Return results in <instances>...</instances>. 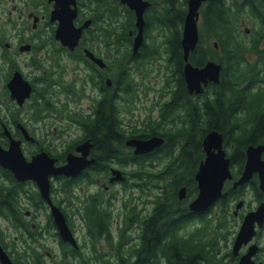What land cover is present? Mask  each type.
<instances>
[{
  "label": "flooded vegetation",
  "instance_id": "af4514ba",
  "mask_svg": "<svg viewBox=\"0 0 264 264\" xmlns=\"http://www.w3.org/2000/svg\"><path fill=\"white\" fill-rule=\"evenodd\" d=\"M143 1L148 2L143 10V38L137 50L133 51V41L138 30L135 23L136 10L125 0H0V8L7 11L6 15L16 10L18 12L17 17L8 15V20H0V49L7 54L2 64L8 70L3 83L7 87L8 79L13 71L18 69L32 86L30 96L21 105L10 96L9 91L8 96L19 108L18 112L26 103L35 108V122H40L38 127L44 134H40L41 136L46 137L50 133L49 129L53 135H65L62 136V146H47L37 132L27 126L25 121L22 123L21 118V121H17L15 126L11 125L9 129L15 137L22 139L21 146L26 142L32 145L29 155L24 154L25 157L29 159L31 155L45 150L56 158V165L63 164L68 152L80 154V151L75 150L77 143L89 139L91 146L87 158H94L75 175H49L50 202L41 195L35 180L15 179L8 169L19 185L16 202L19 219L16 221L12 217L0 215V243L15 264H182L178 249L164 248L167 239L177 241L173 243L176 246L182 241L191 246L199 244L201 253L206 255L212 254L213 248L216 247V255L222 258L223 264H240L242 258L250 260L252 264H264V221L261 225L255 221V231L251 238L243 241L236 250L233 248L236 234L246 214L254 210L260 202H264V189L259 187L257 171L248 181L233 186L232 182L240 174L243 162L239 172L224 181L223 191L227 194L230 186L234 192L229 196L227 205L231 210L222 220V231L216 244L213 242V226L218 212L214 207L220 197L203 210H192L189 207L190 201L198 192L194 177L198 165L192 175V185L191 182L190 185L178 184L171 197L167 196L171 191L170 180L155 176L148 178L147 169L160 171L166 165L150 163L149 154L155 150H168L165 146L166 136L162 133H147L149 125L158 122V128L164 130L174 127L178 121L174 122L169 112L164 118L160 116L161 107L173 87L172 82L167 85L163 83V75L162 83L157 88V97L149 100V90L155 88L147 81L145 68L146 64L154 59L148 61L149 55L142 50H145L147 44L156 46V40H160L154 33L156 28L148 31L147 22L151 6L160 4L161 0ZM209 1L201 2L198 20H203L202 8ZM225 2L230 7H239L235 33L240 41L249 47V50L244 51V56L250 60L257 58L258 52L264 51V0ZM65 4L75 9L74 25H82L81 35L73 46L62 43L55 36L59 23L55 10L65 7ZM185 4L187 7V0ZM11 37L13 42L7 40ZM199 41L200 35L196 44ZM207 42L209 43V40ZM207 42L204 39V44ZM25 45L27 47L22 48ZM211 45L220 52L216 39L211 41ZM159 46V49H162L161 45ZM87 50L103 60L104 65H99L89 57ZM20 52L30 54L31 72H23L13 60V56ZM157 56V59H163V55ZM118 59L127 64L131 86L126 92L117 82ZM208 59L213 58L206 60ZM10 60L15 66L10 67ZM162 65L163 62L157 65L158 72L162 73ZM211 83L214 82L209 81L200 92H187L194 96L201 95ZM121 85L124 86L125 83ZM103 95H108L109 100L115 104L119 124L125 132L122 150L132 157V160L122 165L116 159L103 165L97 163L91 138H81L84 135V127L77 119L96 117ZM122 113L128 116L126 120H123ZM19 122L26 127L33 139L23 137L22 130L17 125ZM72 125L76 126L78 132L71 136L69 133ZM152 135L162 136L164 141L148 152L134 153V147L125 143L129 137L147 138ZM203 136L200 141L202 158ZM71 137L80 139L72 148H68L67 142ZM223 147L225 149L224 137ZM58 153L63 154L60 157ZM261 157L264 159V150ZM113 169H119L123 178L111 179ZM182 186L185 187L184 195L179 196ZM247 189L252 196L250 200L244 197ZM165 199H170L165 206L171 215L170 219L175 220L173 226L177 223L181 225L175 227L174 238L165 236L156 244L153 243V237L149 236V218L156 202L162 204ZM238 201L242 203L237 211H234ZM51 203L63 214L74 242L61 236ZM96 212L103 213V228L93 219ZM90 214L92 220L89 219ZM164 221L165 215L158 218L157 224ZM9 229L16 231L12 238L9 236ZM200 264L212 262L202 257Z\"/></svg>",
  "mask_w": 264,
  "mask_h": 264
},
{
  "label": "trees",
  "instance_id": "16d2710c",
  "mask_svg": "<svg viewBox=\"0 0 264 264\" xmlns=\"http://www.w3.org/2000/svg\"><path fill=\"white\" fill-rule=\"evenodd\" d=\"M158 1V0H155ZM186 0H161L160 4L152 5L149 13L148 31L151 28L158 30L156 46L147 44L145 47L148 61L155 59L157 55H163V83H173L170 96L163 103L160 110L162 118L173 116V121H178L174 127L161 130L155 124H150L147 133H162L166 136L168 150H155L149 154V162L153 163L159 159L160 163H166L160 171L148 170V178H166L170 180L171 191L167 196L171 197L174 189L180 183L192 185V175L203 156L201 150V137L211 129L222 132L227 155L230 157L232 173L236 175L244 162V150L247 144L257 143L264 138V51L257 54V58L250 60L244 56V51L249 50L245 43L240 41L235 33L236 22L238 21V6L230 7L225 0H210L202 10L204 29L199 34L200 41L189 54V60L196 65H201L207 58H213L222 65L220 80L218 83H211L201 95L189 94L186 90L185 80L182 73L183 58L180 46L181 26L185 13ZM181 26L179 27V23ZM214 38L219 43L217 52L207 42ZM155 39V38H154ZM204 39L206 44H204ZM161 45L162 49H159ZM245 46V47H244ZM0 142L7 143V137L3 134V123L8 127L16 125L21 121L19 108L12 103L8 96V90L3 83L8 74L4 73L2 61L6 60L7 54L0 49ZM159 58L158 56L156 59ZM146 60V61H147ZM10 62V67L15 66ZM6 70V68H5ZM117 82L121 89L128 90L131 81L128 78L127 64L122 59L117 63ZM125 83L124 86L121 84ZM31 103V102H30ZM30 105V118L36 121V110ZM36 107H38L36 105ZM115 104L109 100L108 95H103L100 101L96 117H83L77 122L84 127V137L92 140V150L97 157V163L105 164L109 160L116 159L119 164H125L132 160V157L124 152L123 139L125 132L119 124ZM180 110V111H179ZM169 112V114H168ZM24 123V121L22 122ZM146 133V134H147ZM198 141L194 142L195 135ZM80 138L72 137L67 142V147ZM177 149V150H175ZM61 154L58 155L61 157ZM137 170L134 172L136 173ZM217 201L214 210L218 212L215 216L213 226V242L217 243L218 235H221V223L227 217L229 207L227 202L233 194V188ZM19 185L13 178L12 173L0 166V215L19 219L16 202L18 200ZM264 195V194H262ZM156 202L152 215L149 218L151 225V236L153 243L159 244L165 236L174 238L175 220L170 219L171 215L166 208V203ZM162 224H157L159 217H164ZM92 220V214H90ZM100 227L105 226L103 213H95L93 216ZM157 224V225H156ZM183 224V223H182ZM181 225V224H180ZM179 225V226H180ZM178 226V227H179ZM0 235V241L1 240ZM163 241V240H162ZM172 243H171V242ZM168 239L164 242L165 247L173 250L178 249V257L182 264H200L201 258L211 260L212 264H223L222 258L216 255V247L212 254H202L198 245L183 243L174 245L177 241Z\"/></svg>",
  "mask_w": 264,
  "mask_h": 264
},
{
  "label": "water",
  "instance_id": "95a60500",
  "mask_svg": "<svg viewBox=\"0 0 264 264\" xmlns=\"http://www.w3.org/2000/svg\"><path fill=\"white\" fill-rule=\"evenodd\" d=\"M73 1V0H71ZM130 7L136 10L137 33L133 41V51H136L143 38L144 18L143 10L147 1L125 0ZM204 0H187L186 11L183 16L180 44L182 48L183 66L182 73L185 86L189 93L200 92L209 81L218 83L220 80L221 63L208 59L202 65H194L189 60L190 52L195 48L199 38L198 16L199 7ZM55 13L59 19L55 36L62 43L73 46L81 35L82 25L76 27L73 23L75 9L65 7L56 8ZM216 44V42H214ZM27 45L22 46L26 48ZM87 55L93 58L99 65H104L103 60L95 57L87 50ZM10 96L21 105L30 96L31 83L25 78L22 72L15 69L7 81ZM25 139H33L22 123H17ZM3 134L7 137L6 145L0 142V166L9 169L15 179L24 180L30 178L36 181L41 195L50 202L49 199V175L64 174L75 175L85 165L91 163L94 158H87V153L91 146L89 139L81 141L75 145V150L80 154L68 152L66 162L56 165L55 157L50 156L45 150H41L27 159L22 151L21 138L15 137L7 124L3 123ZM164 138L159 135H152L147 138L129 137L125 140L127 145L134 147V153H144L159 146ZM204 157L200 160L195 171L197 181V195L190 201L189 207L192 210H203L213 204L219 197L226 195L223 191L224 181L233 177L230 157L223 147V135L217 129H211L205 133L202 139ZM264 150V138L257 143H249L245 147V161L240 174L233 180L232 185H240L248 181L255 171L259 176V187L264 189V159L261 154ZM111 179H121L123 175L119 169H113ZM185 187L179 189V196L184 195ZM242 201H238L235 210L240 207ZM55 220L59 226L60 234L64 239L74 242V237L65 223V219L58 207L51 203ZM261 225L264 221V202H260L254 210L249 211L236 234L233 248L236 250L243 242L251 238L254 230V222ZM0 263L15 264L0 243ZM240 264H252L247 259H241Z\"/></svg>",
  "mask_w": 264,
  "mask_h": 264
},
{
  "label": "rangeland",
  "instance_id": "374dc122",
  "mask_svg": "<svg viewBox=\"0 0 264 264\" xmlns=\"http://www.w3.org/2000/svg\"><path fill=\"white\" fill-rule=\"evenodd\" d=\"M202 10H203V8H202ZM6 13H7V11H4V10H2L0 8V18L3 17L0 20H3V21L4 20H8L7 19V16L8 15H10L12 17H13V15H15V17H17V14H18L17 10H16V12H13V13L11 12L10 14H7V15H6ZM178 24H179V27H180L181 26L180 22ZM198 27H199V33H201L202 30L204 29L203 20H200V19L198 20ZM154 33L157 34L158 33V30H155ZM159 38H160V36H159ZM213 39L214 38L209 39V43L210 44H211V41ZM7 40H9L10 42H13L14 39L11 37V38H8ZM13 57L15 58V59L13 58V60H15L17 62L18 66L23 70V72H26V73L27 72H31L32 66H31V63H30V54L28 52H20L19 54H16ZM43 61L45 62V60H43ZM160 62L162 63L163 61L161 59H154L153 61H150L148 64H146V68L145 69L147 70V81L149 82L150 85L153 84L154 85V88H155V89H152L151 88L149 90V95H148L149 96V100L155 99L157 97V95L159 93L158 90H157V88L159 87L160 83H162V77H161V75H163V73L157 71V69H158L157 65H160ZM5 68H3L4 73H6V71H7V68H6V70H5ZM0 86H1V81H0ZM19 115L22 118V120L25 121V124L27 126H29L30 128H32L39 135L40 134L41 135H44V134H42L43 131L41 130V128L38 127V125H39L40 122L38 123V122L33 121L30 118V116H29L30 115V105L29 104L26 103L20 109ZM121 116H122L123 120H126L128 118V116L126 114H124V113H122ZM72 127L73 128H72V130L69 133L71 136L72 135H75L78 132V129L76 128V126H73L72 125ZM49 132L50 133L46 137L40 135V137L42 138V141L45 143V145L52 146V147L55 146V148H56L57 147V144L59 146H62L64 144L63 143L62 136H65V135H60V136L53 135L51 133V130L50 129H49ZM197 141H198V135L196 134L195 135V140H194L195 144H196ZM22 146H23L22 149H23L24 154L28 156L29 155V151H30L29 149L31 148L30 146H32V145L29 144V142H26V143L22 144ZM154 162L160 163V160L157 159ZM244 197L247 200H250V198L252 197L251 196V193H250V191L248 189L246 190V194H245ZM250 204H251V202H250ZM229 210H231V209L229 208ZM3 224H5V223H3ZM15 234H16V231L15 230L9 229V236L11 238Z\"/></svg>",
  "mask_w": 264,
  "mask_h": 264
}]
</instances>
